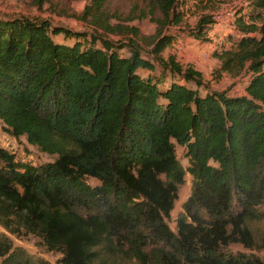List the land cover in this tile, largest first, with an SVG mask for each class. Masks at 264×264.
Here are the masks:
<instances>
[{
    "label": "trees",
    "instance_id": "16d2710c",
    "mask_svg": "<svg viewBox=\"0 0 264 264\" xmlns=\"http://www.w3.org/2000/svg\"><path fill=\"white\" fill-rule=\"evenodd\" d=\"M178 1L156 0L163 24L180 22ZM249 6V21L235 20L238 39L217 53L220 71L250 74L242 95L201 94L200 72L162 57L169 34L157 31L144 52L130 37L0 17L3 129L56 155L32 165L0 147V227L38 236L61 254L56 264H110L109 251L137 264H264L226 251L232 243L253 248L248 223L264 219V24L256 23L264 0ZM211 22L198 20L197 39ZM59 34L73 41L58 43ZM166 72L183 82L165 83ZM185 172L191 192L174 232L167 220ZM0 257L49 264L2 233Z\"/></svg>",
    "mask_w": 264,
    "mask_h": 264
},
{
    "label": "rangeland",
    "instance_id": "374dc122",
    "mask_svg": "<svg viewBox=\"0 0 264 264\" xmlns=\"http://www.w3.org/2000/svg\"><path fill=\"white\" fill-rule=\"evenodd\" d=\"M250 0H179L176 11L180 14L177 24H163V16L156 8V0H105L98 7L92 0H0V17H28L46 20L51 25L66 27L72 31L99 35L113 41L132 38L136 40L143 51H148L157 37L169 34L174 37L172 45L161 53L163 58L173 56L183 68L191 67L200 72L205 90H225L229 95L245 94V86L250 74L242 70L233 73L220 71V60L217 53L230 48L238 39L240 32L236 29L235 20L242 15L247 21L252 11ZM202 16H207L211 23L206 27L202 39L195 37L196 23ZM264 24V13L256 22ZM135 30L137 35L132 31ZM58 43L70 44L73 40L64 39L61 34L54 35ZM125 53V51H122ZM160 69L155 70L159 74ZM146 74V73H145ZM164 82L182 81L165 73ZM183 82V81H182ZM164 83V84H165ZM191 85V83H187ZM0 147H4L15 156L16 160L41 165L52 162L56 155H49L29 144L25 136L15 138L3 129L0 121ZM175 152L179 163L186 168L188 163L184 147L175 144ZM1 166V162H0ZM87 183L96 185L93 178H87ZM192 177L184 174V181L178 187L177 199L171 210L167 224L175 232V218L181 212L182 203L191 192ZM254 241L251 249L240 243H232L226 251L230 254L243 253L264 259V219L248 223ZM11 240L13 247H20L33 257H40L49 264H56L61 257L58 252L49 251L42 240L32 234L22 232L11 234L0 227V234ZM2 257H0V262ZM110 264H137L127 256L109 251Z\"/></svg>",
    "mask_w": 264,
    "mask_h": 264
}]
</instances>
